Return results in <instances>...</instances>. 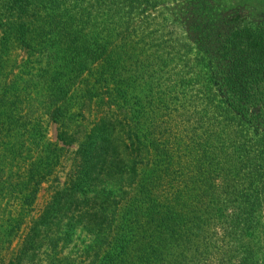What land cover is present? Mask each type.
I'll return each mask as SVG.
<instances>
[{
    "label": "trees",
    "instance_id": "obj_1",
    "mask_svg": "<svg viewBox=\"0 0 264 264\" xmlns=\"http://www.w3.org/2000/svg\"><path fill=\"white\" fill-rule=\"evenodd\" d=\"M184 2L0 0L7 264L43 247L47 264H201L222 214L229 242L264 214V15ZM76 231L89 244L63 257Z\"/></svg>",
    "mask_w": 264,
    "mask_h": 264
},
{
    "label": "rangeland",
    "instance_id": "obj_2",
    "mask_svg": "<svg viewBox=\"0 0 264 264\" xmlns=\"http://www.w3.org/2000/svg\"><path fill=\"white\" fill-rule=\"evenodd\" d=\"M221 1L223 5L228 4L234 11L244 12V15L241 14L240 18H244V16L249 18L250 16L256 15L254 19L258 20L261 17L259 14L264 15V10L260 9L258 11L256 6L252 3L253 0ZM159 2L160 5L158 4V10H162V12L165 11L171 16H179L181 12L185 13L186 9L182 6V4L185 3L184 0H159ZM251 13L253 15H251ZM179 31L185 36V30L180 28L178 32ZM47 129L49 141L54 142L56 139L55 126L51 124ZM62 181L63 179H61V182ZM48 196L47 186L44 185L36 202L37 212L42 209ZM233 217L234 216L230 214H222L220 216L221 219L218 222V227L213 231L217 233L216 239L218 241L212 243L210 246L206 242L203 244L204 247L200 248L199 254H201V264H264V214L260 216L258 221L254 224L249 223L246 232L248 233L247 235L245 233V235L238 236L235 241L229 242L226 233L231 231L232 223H234ZM241 227H243V224ZM238 232L243 234V232H245V226L242 231L238 229ZM89 239L90 238L83 233L76 231L73 237H71L70 243L64 242L63 245L61 243L56 252L61 253V255L66 258H78L83 254L86 246H88ZM15 249L16 242L11 246V250L15 251ZM11 250L0 252V264L8 263L11 258ZM50 256L51 249L49 247H43L39 252L27 256L22 264H47V260Z\"/></svg>",
    "mask_w": 264,
    "mask_h": 264
}]
</instances>
